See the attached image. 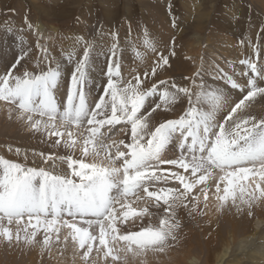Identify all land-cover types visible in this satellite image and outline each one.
<instances>
[{"label": "snow or ice", "instance_id": "6c2138e0", "mask_svg": "<svg viewBox=\"0 0 264 264\" xmlns=\"http://www.w3.org/2000/svg\"><path fill=\"white\" fill-rule=\"evenodd\" d=\"M24 25L5 29L9 35L31 32L35 45L16 36L19 53L0 75V102L8 106L9 118L15 113L30 131L65 151L33 153L46 167L0 156V241L39 245L42 252L71 245L82 264H128L129 254L166 253L179 242L180 209L193 219L209 209L251 217L264 204V116L246 113L264 99V46L249 40L255 58L242 49L237 61L223 66L214 60L206 66L201 57L182 83L150 79L170 66L169 56L146 28L133 37L129 24L124 43L135 59L154 55L150 73L131 68L130 79H124L117 31L101 26L95 39L73 36L57 54L39 25L27 16ZM172 26L179 27L175 21ZM137 41L143 52L136 50ZM94 55L107 58L99 92L89 90ZM182 99L187 106L178 116L153 124L157 109L171 112ZM116 131L125 138L115 140ZM145 201L156 211L149 203L134 207ZM137 219L139 231L122 230Z\"/></svg>", "mask_w": 264, "mask_h": 264}, {"label": "rangeland", "instance_id": "374dc122", "mask_svg": "<svg viewBox=\"0 0 264 264\" xmlns=\"http://www.w3.org/2000/svg\"><path fill=\"white\" fill-rule=\"evenodd\" d=\"M25 16L33 25H39L46 38L49 36L52 38V42L57 48V54L61 45L66 49L70 46L72 43L70 38L73 36L82 35L86 39H95L97 29L101 26L105 32L117 31L121 47L124 49L121 53L124 63V72L122 71L124 79H130L128 72L131 68H135L140 73L144 71L150 73L154 55L148 53L142 62L135 59L133 50L124 43V38L128 35L129 24L132 28L133 37L141 34L142 30L146 28L156 42L158 50L169 56L170 66L166 70L159 71L156 77L150 76V79H171L177 83H182L184 76L191 75L199 67L201 57L204 58L206 66L213 60L223 66L225 61H237L241 57L242 49L243 55L255 58L253 49L248 47L247 42L249 40L252 41L253 45L264 46V0H0V75L5 74L11 68L18 56L19 49L16 46V36L26 37L28 44L34 49L35 37L31 32L13 31L9 35L5 31L9 26L13 29L24 28ZM173 21L179 25L178 28L172 26ZM186 32L189 35L202 37L199 44H195V40L191 39L190 36L183 37V34H187ZM173 38H175L174 45L172 43ZM241 39L245 40L243 46L239 43ZM137 44L136 50L143 52L144 49L139 41ZM173 50L176 53L175 56L170 55ZM261 56L264 57V50H262ZM5 63H11V66L4 67ZM93 68L94 71H90L93 82L89 90L96 89L99 92L102 91V88L97 86L105 84L107 79L104 75L107 69V58L94 55ZM63 88L61 97L66 98L67 80ZM95 94L93 92V95ZM235 95L237 96H235L236 99L240 98L239 93ZM186 106V101L182 99L171 112L157 109L153 113V124L167 118H175ZM230 106H234V104ZM257 108L263 110L260 116H264V99L253 102L246 109V113L255 115ZM2 110H5L4 102H0V112ZM227 110H225V114ZM119 127L117 126V128ZM42 137L44 136L39 134V139ZM122 138H125L124 134L116 131L114 139L118 141ZM0 141V156H2L3 152H9V147L5 146L6 140L0 139ZM44 141L47 142L41 145L46 149L48 147L51 153L59 151L63 154L65 151L62 148H53L51 140H43L42 142ZM11 149L12 153L8 156L3 155L4 158H12L10 159L12 161L16 158L18 160L19 156H15L16 148L12 146ZM76 154L79 155L78 152ZM30 160H33V157L22 163L25 162L31 166L32 161ZM39 162L41 163H38L39 167H46L42 157L39 158ZM62 170L58 166L57 171ZM145 203H149L151 212L156 211L147 201L135 204L134 207L143 208ZM205 212L206 214L197 215L193 219L187 215L184 209L179 210L178 214L182 223L180 238L186 239L188 243L184 244L183 241L179 240L166 253L150 252V255L147 253L148 255L141 256L129 254L128 262L140 259L144 260L141 264H179L177 257L180 258L185 251H188V255L196 257L199 264H215V252L220 250L221 245L230 236L245 237L257 220H262V225H264V204L254 207L251 217L246 212L242 215L227 210L223 213H216L214 209L205 210ZM138 220L134 224L130 221L122 226V230L139 231L142 226L135 224ZM143 223H148L147 217ZM210 238L213 243L206 244ZM184 245L187 246L184 247ZM15 246L18 248H14ZM0 247L4 253H11L3 256L4 260H2L11 264L20 262L23 260L22 258L31 259L32 251L36 252L34 259L39 261L50 259V255H54L52 260H47V263L44 261L43 264H82L79 255L74 253L71 245L66 249L62 245H54L52 254L50 250L42 252L39 246L29 248L23 244L9 245L4 243ZM25 264L31 263L27 261Z\"/></svg>", "mask_w": 264, "mask_h": 264}, {"label": "bare ground", "instance_id": "6f19581e", "mask_svg": "<svg viewBox=\"0 0 264 264\" xmlns=\"http://www.w3.org/2000/svg\"><path fill=\"white\" fill-rule=\"evenodd\" d=\"M40 30H41V28H40ZM189 36L191 39L195 40L194 41L195 44H199V42L202 38V37H199L196 35L194 36L192 34L189 35V33L183 34V37H189ZM10 64L11 63H8V64L5 63L3 66L8 67V66H11ZM140 69H141V66H140ZM62 94H63V91L61 92L60 95H62ZM257 109L256 110L253 109V110H255L254 114L258 115V116L262 115L263 110L262 109L257 110ZM27 129L28 128L25 126V124L22 121H19L16 119L15 113H12L11 118H9L8 106L5 104V110H2L0 112V139L7 141L5 146H7V147L13 146L14 148H19L21 150V154L19 155L18 160H17V158L14 160L15 162L21 161L20 163H22L23 161H25L24 154L27 153V159L33 157V160H30V161H32L31 166H38L39 167V164H41L39 162V158L41 156L33 155V153H36V154L44 153L45 155H47L48 152L51 153V151L49 150L48 147L46 149V147L41 145L42 143L47 142V141L42 142L43 140H46L45 137H42L39 139L38 133L34 134L30 130L27 131ZM0 143H1V141H0ZM1 145H3V144H1ZM3 153H4L3 154L4 156H8L12 152L9 151V152H3ZM15 156H17V155H15ZM34 158L36 159V162H35ZM8 159H12V158H8ZM139 206H140V204H139ZM140 208H142V207H140ZM151 222L153 224H157L158 223V217H153ZM262 223H263L262 220H257L256 222H254L252 225V228L249 229V234H247L245 237L235 238L233 236H230L227 239V241H224V243L221 245L220 250H217L214 254L215 264H264V225H262ZM135 224H140L142 226L140 220H138V222H136ZM128 230H130V229H128ZM38 239H41V238L38 237ZM179 240L183 241L184 244L188 243V241H186V239L182 240L180 238ZM209 243H213L211 238L209 240H207L206 244H209ZM3 244H4V242L0 241V245H3ZM179 245H180V243H179ZM187 245H184V247ZM36 246H39V245H36ZM14 248H18V246H15ZM39 249L41 250L40 246H39ZM35 250H37V249L35 248ZM52 250H53V247H51V249H50L51 254H52ZM32 252H33V255L30 257L31 259L27 260L26 258H22L23 260H21L20 262H13L12 264H25V263H27V261H30L31 264H43L44 261H46V263H47L49 260H52V258L54 256V255L53 256L50 255L51 256L50 259L46 258L48 261L47 260L39 261V260L34 259L36 257V252L35 253H34V251H32ZM187 252L188 251H185L184 254H182L183 256H180V258H179V256L177 257V260H179V264H199L198 259L194 256L188 255ZM148 253L150 255L152 252L151 253L148 252ZM8 254H9L8 252L4 253L0 247V264H11V263H7L5 261H2V260H4L3 256H6ZM142 262H144V260L135 259V260H131L130 262H128V264H141Z\"/></svg>", "mask_w": 264, "mask_h": 264}]
</instances>
